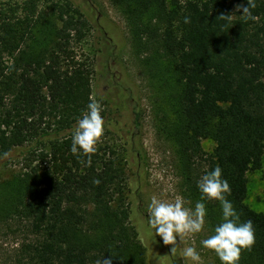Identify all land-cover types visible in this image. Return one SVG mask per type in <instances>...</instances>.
Returning a JSON list of instances; mask_svg holds the SVG:
<instances>
[{
    "label": "trees",
    "instance_id": "16d2710c",
    "mask_svg": "<svg viewBox=\"0 0 264 264\" xmlns=\"http://www.w3.org/2000/svg\"><path fill=\"white\" fill-rule=\"evenodd\" d=\"M108 1L125 19L184 198L195 206L197 181L219 166L231 189L226 198L241 222L254 225L255 244L242 250L239 264H264V213L245 202L247 174L264 157V0H255L248 20L236 12L247 0ZM90 31L70 0L0 3V156L25 155L22 170L0 177V236L21 238L13 264H98L104 257L181 264L179 251L171 256L173 246L154 238L147 222L143 229L140 220L130 222V142L110 143L105 121L94 152H71L72 129L94 102L93 64L76 50ZM123 89L134 100L133 88ZM204 140L214 143L212 152ZM204 203L211 236L221 206ZM213 264H221L214 252Z\"/></svg>",
    "mask_w": 264,
    "mask_h": 264
},
{
    "label": "rangeland",
    "instance_id": "374dc122",
    "mask_svg": "<svg viewBox=\"0 0 264 264\" xmlns=\"http://www.w3.org/2000/svg\"><path fill=\"white\" fill-rule=\"evenodd\" d=\"M22 0H0L20 2ZM88 19L91 31L79 57H89L93 64L92 100L101 106L107 122L110 143L129 141L130 153L125 155L127 166V202L131 208V224L147 222L148 206L152 196L166 201L182 197L184 206L194 205L184 198L177 160L172 145L158 134L151 113L146 74L133 54L123 15L108 0H70ZM134 90V100L123 87ZM136 104V106H135ZM134 107L136 109H134ZM138 118L135 117V112ZM136 118V119H135ZM134 120L136 126H134ZM121 142V143H120ZM113 144V143H112ZM203 150L212 152L214 143L202 141ZM23 149H16L6 158H0V177L6 178L23 168ZM246 204L255 212L264 213V157L259 169L247 174ZM210 236L205 222L200 233L183 237L178 248L181 264H191L181 255V248H196L203 264H213V251L203 248L201 241ZM19 236H0V264H13L21 245ZM177 246H180L177 237Z\"/></svg>",
    "mask_w": 264,
    "mask_h": 264
},
{
    "label": "clouds",
    "instance_id": "9594fccd",
    "mask_svg": "<svg viewBox=\"0 0 264 264\" xmlns=\"http://www.w3.org/2000/svg\"><path fill=\"white\" fill-rule=\"evenodd\" d=\"M255 6V0H247V6L238 5L236 12L242 11L243 14L240 16L245 20L255 19L252 14ZM229 16L221 15L219 18L226 19ZM184 22L190 23V20L185 17ZM103 132L101 106L97 102H90L72 129L71 152L73 154L94 152L95 145ZM7 156L8 153H3L0 158ZM197 188L201 193V199L195 203L194 209L185 207L182 197H176L174 201H166L152 196L148 206L147 227L154 230V238L158 236L165 246H173L170 248V254L174 256L183 244L184 236L200 233L203 230L207 215L204 201H219L222 220L214 228V234L202 240L201 244L203 248L213 251L221 264H239L242 250H251L255 244L253 222L251 220L241 222L233 203L226 198L231 189L228 181L223 178L219 166L206 172L197 181ZM144 226L143 223L140 224L141 229ZM177 237L180 246H177ZM181 255L191 264H203L201 255L194 247H182ZM98 264H112V261L104 257Z\"/></svg>",
    "mask_w": 264,
    "mask_h": 264
}]
</instances>
